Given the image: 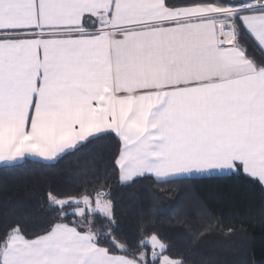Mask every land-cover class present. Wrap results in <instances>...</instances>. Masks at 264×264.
<instances>
[{
  "label": "snow or ice",
  "instance_id": "snow-or-ice-1",
  "mask_svg": "<svg viewBox=\"0 0 264 264\" xmlns=\"http://www.w3.org/2000/svg\"><path fill=\"white\" fill-rule=\"evenodd\" d=\"M65 161L39 223H0V264H198L213 241L264 264L243 221L164 206L220 178L264 194V0H0V169ZM114 186L143 209L135 239Z\"/></svg>",
  "mask_w": 264,
  "mask_h": 264
},
{
  "label": "trees",
  "instance_id": "trees-1",
  "mask_svg": "<svg viewBox=\"0 0 264 264\" xmlns=\"http://www.w3.org/2000/svg\"><path fill=\"white\" fill-rule=\"evenodd\" d=\"M69 166L65 161L57 169H42L38 165H29L21 169H0V223L13 220L21 213L34 216L39 223L42 217L40 205L42 193L52 182L61 180V170ZM118 219L122 233L127 238L135 239L138 235V218L143 211L139 203L132 199L128 190L119 186L113 188ZM177 200L182 205H190L193 218L198 214V205L213 209L217 214L241 220L249 232V244L259 261L264 254V225L260 223V209L264 206V194L258 188H252L235 181L220 178L194 184L188 189H176L175 195L164 202V206L174 205ZM175 214L169 212L158 221L161 229L167 233L177 248L188 247L187 237L181 232L179 225H174ZM201 256L207 258L209 264L218 261H238V253L230 252L219 244L210 242L200 255L196 256L199 264Z\"/></svg>",
  "mask_w": 264,
  "mask_h": 264
}]
</instances>
